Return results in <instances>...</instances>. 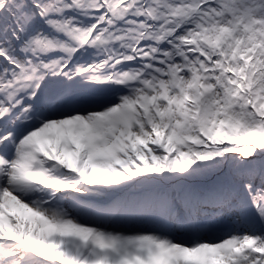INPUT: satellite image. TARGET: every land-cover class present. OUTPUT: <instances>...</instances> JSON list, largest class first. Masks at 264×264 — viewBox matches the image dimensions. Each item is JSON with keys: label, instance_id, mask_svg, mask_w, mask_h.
<instances>
[{"label": "snow or ice", "instance_id": "obj_1", "mask_svg": "<svg viewBox=\"0 0 264 264\" xmlns=\"http://www.w3.org/2000/svg\"><path fill=\"white\" fill-rule=\"evenodd\" d=\"M0 264H264V0H0Z\"/></svg>", "mask_w": 264, "mask_h": 264}]
</instances>
